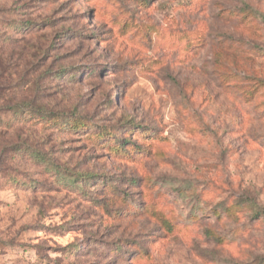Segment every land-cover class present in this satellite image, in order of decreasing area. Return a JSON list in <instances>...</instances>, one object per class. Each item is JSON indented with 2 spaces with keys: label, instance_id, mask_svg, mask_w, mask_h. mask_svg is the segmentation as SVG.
Masks as SVG:
<instances>
[{
  "label": "rangeland",
  "instance_id": "obj_1",
  "mask_svg": "<svg viewBox=\"0 0 264 264\" xmlns=\"http://www.w3.org/2000/svg\"><path fill=\"white\" fill-rule=\"evenodd\" d=\"M262 211L264 0H0V264H264Z\"/></svg>",
  "mask_w": 264,
  "mask_h": 264
},
{
  "label": "trees",
  "instance_id": "obj_2",
  "mask_svg": "<svg viewBox=\"0 0 264 264\" xmlns=\"http://www.w3.org/2000/svg\"><path fill=\"white\" fill-rule=\"evenodd\" d=\"M41 31L40 27H36V29L30 31L31 35L37 34L38 32ZM11 39L6 40V42H4L6 44V46H10L12 44V42L10 41ZM36 52L35 57H32V63L33 62H37V58L38 56L43 57V62L46 63L48 61V59H46V52H44V50L42 48H37L36 50H34ZM35 66L36 64H29V66ZM38 66H39V62H38ZM49 67L46 68V70H44V72L40 73L39 76L33 80L31 87H33L34 92H39V87L40 86V82L41 80H43L45 77L48 78L50 75L49 72ZM42 100V99H41ZM7 112L11 113L12 116H17L19 115H24L26 112H29L30 116H31V120L36 122V123H46L47 125H49L50 123H53L54 121H58V120H63L65 122H68L70 125V128L73 130H77L78 128L84 127L86 126V124L88 123V119L86 116L80 115V114H74L72 115H68L66 116L65 114L61 113V112H56V111H51L48 110L46 107H43L40 104H35L34 102H29V101H21L18 102L16 105L11 106L7 109ZM74 123V124H72ZM7 125V124H6ZM30 159H32L35 163H41L42 158H40V156H38L37 152L36 153H30ZM263 215H264V211H262ZM259 214H256V216H258Z\"/></svg>",
  "mask_w": 264,
  "mask_h": 264
}]
</instances>
